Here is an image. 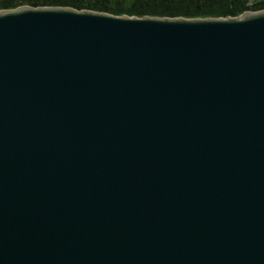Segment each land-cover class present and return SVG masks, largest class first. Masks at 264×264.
I'll use <instances>...</instances> for the list:
<instances>
[{"label":"water","instance_id":"1","mask_svg":"<svg viewBox=\"0 0 264 264\" xmlns=\"http://www.w3.org/2000/svg\"><path fill=\"white\" fill-rule=\"evenodd\" d=\"M0 264H264V11L0 12Z\"/></svg>","mask_w":264,"mask_h":264},{"label":"trees","instance_id":"2","mask_svg":"<svg viewBox=\"0 0 264 264\" xmlns=\"http://www.w3.org/2000/svg\"><path fill=\"white\" fill-rule=\"evenodd\" d=\"M21 7L70 8L136 18L227 19L264 11V0H0V12Z\"/></svg>","mask_w":264,"mask_h":264},{"label":"bare ground","instance_id":"3","mask_svg":"<svg viewBox=\"0 0 264 264\" xmlns=\"http://www.w3.org/2000/svg\"><path fill=\"white\" fill-rule=\"evenodd\" d=\"M74 10V9H73Z\"/></svg>","mask_w":264,"mask_h":264}]
</instances>
